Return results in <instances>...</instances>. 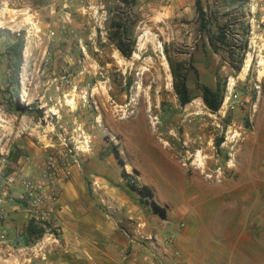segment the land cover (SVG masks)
Masks as SVG:
<instances>
[{
  "label": "rangeland",
  "instance_id": "1",
  "mask_svg": "<svg viewBox=\"0 0 264 264\" xmlns=\"http://www.w3.org/2000/svg\"><path fill=\"white\" fill-rule=\"evenodd\" d=\"M195 2L136 0V47L128 60L110 38L115 15L127 18L119 0H0V31L25 34L23 64L11 83L7 52L13 40L0 33V227L14 221L13 206L29 216L26 223L20 220L13 243L0 241V264H85L90 248L75 237L65 240L63 226L98 215L117 220L125 238L157 256L175 242L166 226L178 224L181 231L190 225V211L212 205L243 237L263 240L264 0H245V18L229 0H202L219 24L227 11L249 23L239 73L224 53L205 46ZM177 65L187 69L192 102L186 106L173 85ZM192 67L203 85L226 83L218 113L205 106ZM16 103L34 105L44 115L20 112ZM123 171L154 189L157 203L169 207L166 220L140 203ZM27 181L55 186L60 210L67 184L79 181L83 193L67 204L68 217L37 221L29 212ZM31 219L44 229L40 238L24 236ZM257 262L264 263L262 253Z\"/></svg>",
  "mask_w": 264,
  "mask_h": 264
},
{
  "label": "crops",
  "instance_id": "2",
  "mask_svg": "<svg viewBox=\"0 0 264 264\" xmlns=\"http://www.w3.org/2000/svg\"><path fill=\"white\" fill-rule=\"evenodd\" d=\"M81 193L79 181L66 185L61 198L62 219L70 215L67 204H76ZM12 210L14 221L0 229H8L15 236L22 231L20 220L26 223L29 216L22 206H13ZM187 219L190 225L181 231L178 224L165 227L175 242L158 256L145 253L135 240L125 238L117 220L109 221L100 215L92 221L83 218L65 222L63 232L65 240L75 237L76 243L90 248L84 254L88 260L85 264H258L260 254L264 255V237L262 241L250 234L243 237L242 230L229 226L223 210L216 205L203 212L190 211Z\"/></svg>",
  "mask_w": 264,
  "mask_h": 264
},
{
  "label": "trees",
  "instance_id": "3",
  "mask_svg": "<svg viewBox=\"0 0 264 264\" xmlns=\"http://www.w3.org/2000/svg\"><path fill=\"white\" fill-rule=\"evenodd\" d=\"M123 4L121 10L126 9V19L122 18L120 12L115 15L112 21V33L110 35L111 40L117 47L120 54L125 59H131L135 51L136 40L134 38V27L136 24L135 15L133 8L135 6L136 0H119ZM233 5H237L241 8L240 16L245 18V12L242 10L245 6V0H229ZM196 11L199 20L198 31L204 36H206L205 46L208 45L211 50L218 54L220 52L224 53L226 61L229 63L231 68L237 73L241 72L246 61L248 48H249V36L251 32V27L249 23L245 21H238L237 18H233V12L227 11L225 15L227 20L219 24L217 19H214L212 15L206 11L202 0H196L195 2ZM237 19V20H236ZM231 26H238L239 29L234 31L231 29ZM2 34H8L10 39L13 40V43L8 47L7 52V66L10 72V80L13 83H17V76L20 70V67L23 64V53L25 50V42L23 32L19 34L14 33L13 36L7 31H0ZM172 75L174 79V89L182 106H186L192 102V98L187 85V69L183 68L181 65L172 66ZM185 69V71H184ZM191 70L194 72L195 80L197 86L202 90V100L205 106L212 113H218L221 110V107L224 102L225 93H226V83H221L218 81L215 87H209L200 83V75L198 70L195 67H192ZM17 93V85H14ZM17 110L20 112H29L34 110L36 106L31 105L28 107H21L16 103ZM37 116L43 117L44 113L42 110L35 109ZM223 139L217 143V146H221ZM112 153L122 164L123 168L125 164L121 160L120 154L115 147H112ZM136 174V171H134ZM123 178L126 180L129 189L132 192H135L139 195V201L142 205L149 206L152 212L155 215H158L161 219L166 220L168 218V209L161 207L155 200V191L152 187L147 185H141L135 175L127 174L126 171H123ZM25 234V235H24ZM24 236L25 238H40L44 234L43 227H40L39 224L31 219L26 227H24Z\"/></svg>",
  "mask_w": 264,
  "mask_h": 264
},
{
  "label": "built area",
  "instance_id": "4",
  "mask_svg": "<svg viewBox=\"0 0 264 264\" xmlns=\"http://www.w3.org/2000/svg\"><path fill=\"white\" fill-rule=\"evenodd\" d=\"M71 170L68 167H65L63 170V175L66 178L71 176ZM11 183L14 182V179H10ZM25 186L29 190L28 199L30 201L29 212L32 214V218L39 221L40 216L42 219L45 216L58 215L60 209L58 204L60 201V191L53 186L51 189H43L41 185L32 186V183L27 181L24 182ZM50 232V231H48ZM55 232L61 233L60 227H55ZM15 240V236L12 233L3 231L0 233V241L11 244Z\"/></svg>",
  "mask_w": 264,
  "mask_h": 264
}]
</instances>
